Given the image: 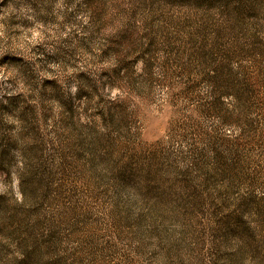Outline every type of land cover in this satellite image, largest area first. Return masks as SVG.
I'll return each instance as SVG.
<instances>
[{"label":"rangeland","instance_id":"obj_1","mask_svg":"<svg viewBox=\"0 0 264 264\" xmlns=\"http://www.w3.org/2000/svg\"><path fill=\"white\" fill-rule=\"evenodd\" d=\"M0 264H264V0H0Z\"/></svg>","mask_w":264,"mask_h":264}]
</instances>
